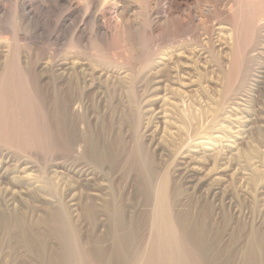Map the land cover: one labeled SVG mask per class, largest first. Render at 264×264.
<instances>
[{"label":"rangeland","instance_id":"374dc122","mask_svg":"<svg viewBox=\"0 0 264 264\" xmlns=\"http://www.w3.org/2000/svg\"><path fill=\"white\" fill-rule=\"evenodd\" d=\"M14 1L1 0L0 66H7L11 74H25L33 95L24 110L18 104L10 105L11 130L9 134L0 131V264H41L43 256L26 243V228L46 236L41 235L46 240L42 243L47 255L59 252L67 242L70 246L78 244L86 252L87 264H97L90 251L102 247L109 253L113 247L102 207L111 190L126 220L140 223L138 232L147 238L151 206L141 193L137 167L130 158L135 140L157 171H169L174 212H187L190 222L194 221L191 225L204 227L211 264H245L255 238L260 241L259 257L264 264V49L260 54L250 52L256 45L264 46V20L257 24L255 9L245 0H151L153 8L157 6L161 15L168 16L162 17L154 34L139 28L132 31L133 35L130 32V42L137 41V56L132 58V52L121 42V22L107 7L112 0H74L80 8L73 23L65 28L57 22L67 3L30 0L38 11L37 23L30 25L15 12ZM129 3L134 9L129 10ZM118 4L126 7L123 21L134 25L141 22L144 16L136 0H119ZM99 15L109 33L107 59L97 58L88 45L102 37L95 26ZM72 37L82 38L87 48H69ZM150 54L162 64L146 68ZM65 58L74 61L75 68L69 67L59 82L56 68ZM242 61L248 67L245 79L241 81L236 73L228 77L233 64ZM113 65L124 73L100 70ZM251 72L257 75L248 83ZM70 82H75L83 104L76 113L66 110L63 118L50 92L55 84ZM244 89L246 96L240 95ZM131 109L140 110L137 131L130 119ZM59 122L66 124L63 129ZM63 138H71L74 149L68 144L65 147ZM89 138L114 148L118 145L121 153L116 163L104 161L103 166L91 160ZM199 138L203 143L194 147ZM23 160L34 165L28 172L29 180L21 169ZM195 160L200 170L190 186L182 178V166ZM106 183L115 189L100 186ZM86 203L96 206V217H89L83 209ZM54 207L62 208L65 214L61 216H66L70 227L64 242L43 222ZM19 219L23 227H19Z\"/></svg>","mask_w":264,"mask_h":264},{"label":"bare ground","instance_id":"6f19581e","mask_svg":"<svg viewBox=\"0 0 264 264\" xmlns=\"http://www.w3.org/2000/svg\"><path fill=\"white\" fill-rule=\"evenodd\" d=\"M13 1V0H11ZM20 0H15V4H13L14 10L15 12H19L21 14L22 19L24 20H28L27 22H29V24L31 25V23L35 22V19H38V15H37V10L33 7V3L34 0H32L33 2H31L30 0H25L23 4H21L19 2ZM43 1V0H42ZM56 1L57 4L59 2H64L67 3V9L66 11L62 12L60 14V17L58 18L59 22H57V24H59V26H61L62 28L66 27V26H70L71 21L73 20L74 16L76 15V12L78 11V9L80 8V5L78 3H75L74 0H52V2ZM100 1V0H99ZM107 1V0H104ZM127 1V0H126ZM129 1V0H128ZM131 1V0H130ZM135 1V0H133ZM137 3H139V7L141 9V15H143V19L141 20V22L136 23V25H134V23L132 22V24L130 23V20H128V22L123 21L122 16H123V12L125 11V5H120L119 0H112L111 3H109L108 9H110V11L114 14V16L116 17V20L118 22H121V42L122 45L124 47H126L130 52H132V58L135 57V51H134V46H136V43L134 41L131 40V43L129 38H131V34L130 32H135L136 29H140L141 32H147V34H154V32L158 31L160 26H159V22L161 21L162 17L164 16L166 18V16H168L167 14H163L161 15V12H159V8L156 6L157 9L153 8L151 6V0H136ZM186 1V0H185ZM253 9H255L256 11V17H255V21L257 22V24H262L263 20H264V12H263V7H264V0H245ZM13 2V3H14ZM123 2V1H122ZM55 3V2H54ZM126 3V2H125ZM128 3V2H127ZM56 4V5H57ZM88 4V3H87ZM104 5V4H103ZM2 4H1V0H0V8H1ZM11 6V5H10ZM35 6V5H34ZM89 7V6H87ZM106 7V6H105ZM129 8V10L134 9V6L132 7L131 3L128 4L127 6ZM127 8V9H128ZM231 8V7H230ZM82 9V8H81ZM101 9V8H100ZM211 9V8H210ZM251 10V8H250ZM261 10V11H260ZM2 11V10H1ZM6 11V10H5ZM102 11V10H101ZM229 11V10H228ZM231 11V10H230ZM229 11V12H230ZM139 12V11H138ZM166 12V11H165ZM171 12V11H170ZM4 13V12H3ZM81 13V12H80ZM103 13V12H102ZM126 13V11H125ZM168 13V12H167ZM232 13V12H231ZM18 14V15H20ZM97 14V13H96ZM95 14V15H96ZM170 14V13H169ZM229 14V13H228ZM17 15V13H16ZM62 15V16H61ZM79 16V15H78ZM140 16V15H139ZM228 16V15H227ZM20 17V18H21ZM82 17V16H81ZM96 17V16H95ZM141 17V18H142ZM97 18V17H96ZM0 26L2 23V19L0 16ZM4 20V19H3ZM23 20V21H24ZM135 20V19H134ZM95 21H97L96 23V27L98 29V32L102 33V37L99 40V42L97 41V43H92V44H88L90 45L91 50L93 51V54L97 57V58H102L104 59V57L106 58V47L107 46V42H108V37H109V33L108 30H106V27L102 21L101 16L99 15L97 19H95ZM94 21V23H95ZM137 21V20H136ZM82 22V21H80ZM92 22V21H91ZM105 22V21H104ZM180 22V21H179ZM37 23V21L35 22ZM73 23V21H72ZM176 25V23H174ZM3 25V24H2ZM33 25V24H32ZM56 25V24H55ZM73 25V24H72ZM91 25V24H90ZM206 25V24H205ZM79 26V24H78ZM181 26V25H180ZM260 26V25H257ZM37 27V26H36ZM1 28V27H0ZM78 28V27H77ZM91 28V27H90ZM142 28V29H141ZM178 28V27H177ZM183 27H181L182 29ZM138 29V30H139ZM166 29V28H165ZM164 29V30H165ZM185 29V27H184ZM4 31V30H2ZM35 31V30H34ZM76 31H78L76 29ZM89 31V30H88ZM179 31V30H178ZM1 32V31H0ZM132 32V35H133ZM137 32V31H136ZM171 32V31H170ZM181 32V31H179ZM214 32V31H213ZM263 32V31H262ZM34 33V32H33ZM92 33V32H91ZM140 33V31L138 32ZM145 33H141L143 35H145ZM183 33V32H182ZM185 33V32H184ZM3 34V33H2ZM76 34V33H75ZM83 34V33H82ZM81 34V35H82ZM130 34V36H129ZM1 35V34H0ZM79 35V34H78ZM99 35V34H98ZM136 35V33H135ZM221 35V34H220ZM59 36V35H58ZM57 36V37H58ZM73 36V35H72ZM76 36V35H75ZM74 36V37H75ZM141 36V35H140ZM72 37L71 41L69 42V48H78V46L80 47H86L87 45H83L82 40L76 39ZM78 38V36H76ZM80 37V36H79ZM82 37V36H81ZM142 37V36H141ZM146 37V35H145ZM61 38V37H60ZM140 38V37H139ZM164 38V37H163ZM264 38V37H263ZM92 39V38H91ZM133 39V38H132ZM148 39V38H147ZM199 39V38H198ZM96 40V39H95ZM144 40V39H143ZM142 40V42H143ZM94 41V40H93ZM87 42V41H86ZM90 42V41H88ZM140 43V42H139ZM144 43V42H143ZM148 43V42H147ZM204 43V42H203ZM222 43V42H221ZM260 44V43H259ZM143 45V44H141ZM145 45V44H144ZM157 45V44H156ZM249 45V44H248ZM262 45V44H261ZM164 46V45H163ZM82 47V48H83ZM87 48V47H86ZM137 48V46H136ZM135 48V49H136ZM143 48V47H142ZM121 49V48H120ZM205 49V48H204ZM264 49V46H259L256 45V47L252 48V50L250 49V52H258L259 54L261 53V51ZM73 50V49H72ZM150 50V49H149ZM202 50V49H201ZM137 51V50H136ZM155 51V50H154ZM153 51V52H154ZM199 51V50H198ZM204 51V50H203ZM148 52V51H147ZM145 52V55H147ZM152 53V51H150ZM92 53V52H91ZM156 53V52H155ZM184 53V52H183ZM245 53V52H244ZM138 54V53H137ZM163 54L166 55V52L164 51ZM182 54V53H181ZM201 54V53H200ZM250 54V53H249ZM255 53H253L254 56ZM72 55V54H71ZM118 55V54H117ZM149 55V54H148ZM235 55V54H234ZM247 55V54H246ZM5 60H7L8 55H5ZM137 56V55H136ZM151 57L148 58H144L145 61L147 60V64H146V68H151L153 66H159L162 63H160L158 60L156 61L155 58L152 57V54H150ZM155 56V55H154ZM176 56V55H175ZM144 57V56H143ZM142 57V58H143ZM146 57V56H145ZM245 57V56H244ZM10 58V57H9ZM138 58V57H137ZM66 59V58H65ZM61 61L60 63L57 64V75L59 77V82H62L64 80L66 70L69 67H74V61L71 62L73 63L72 66H68L71 63L67 62L66 60ZM100 59V60H102ZM107 59V58H106ZM163 59V58H162ZM234 59V58H233ZM237 59V58H236ZM244 59V58H243ZM138 60V59H136ZM248 60V59H247ZM110 61V60H109ZM141 61V59H140ZM236 61V60H235ZM241 61V60H240ZM111 62V61H110ZM139 62V61H138ZM144 62V61H143ZM8 63V62H7ZM109 63V62H108ZM236 65L233 64V68H231L230 70L227 71L228 77L232 74V73H236L237 77L241 78V81H243L245 79V72L247 71L248 67L243 65V61L242 64L235 62ZM245 63V62H244ZM88 64V63H87ZM117 64V63H116ZM8 65V64H7ZM82 65H85L84 62H82ZM90 65V64H89ZM91 66V65H90ZM89 66V67H90ZM5 67V66H4ZM7 67V66H6ZM5 67V68H6ZM10 67V64H9ZM3 67L0 66V131H2L3 133H8L11 130V123H9V117L8 115L11 112L10 108L11 104L12 105H16L18 104L20 106V108L23 107V110L26 107L25 102L27 103L28 99H30V95H33V91L32 88L29 84V81H27V77L24 74L21 73H16L17 75H15V73L11 74L10 70L7 68L5 69ZM11 68V67H10ZM75 68V67H74ZM93 68V66H92ZM124 68V67H123ZM143 68V67H142ZM13 69V67H12ZM144 69V68H143ZM224 69V68H223ZM256 68H252V70H255ZM16 70V69H15ZM101 71H105V72H113V73H124V71H120L121 68L120 66L118 67L117 65H113L111 67H107L104 69L101 68ZM174 70V69H173ZM177 70V69H176ZM179 70V69H178ZM23 71V70H22ZM93 71V70H92ZM91 71V72H92ZM96 71V70H94ZM93 71V72H94ZM99 71V69L97 70ZM127 71V70H126ZM13 72V70H12ZM15 72V71H14ZM19 72V71H17ZM21 72V71H20ZM76 72V71H75ZM173 72V71H172ZM249 72V71H248ZM23 73V72H22ZM176 73V72H175ZM181 74V73H180ZM95 75V74H94ZM233 75V74H232ZM235 75V74H234ZM248 75V74H247ZM255 73H250L247 77L248 79V83H252V81L255 80ZM16 76V78L14 77ZM158 76V75H157ZM145 77V76H144ZM156 77V76H155ZM178 76H175V78H177ZM232 76H230L231 78ZM89 78V77H88ZM180 78V77H179ZM234 78V77H233ZM17 79V80H15ZM97 79V78H96ZM144 79V78H143ZM236 79V78H234ZM30 80V79H29ZM74 80V79H73ZM71 80V81H73ZM237 80V79H236ZM18 81V82H17ZM70 81V80H69ZM158 81V80H156ZM155 81V82H156ZM160 81V80H159ZM235 81V80H234ZM139 82V81H138ZM164 82V81H163ZM186 82V81H184ZM75 83V82H74ZM73 82H70L69 84H59L54 86V88H52L53 90H51L50 95L51 98L53 99V103H55L56 105V111L58 112V114H60L61 116L64 115L66 110H69V113H76V109H78L80 107L81 104H83V102L80 100L79 96H77V90H76V86ZM95 83V82H94ZM154 83V82H153ZM172 83V82H171ZM246 83V82H245ZM180 86H185V83L183 82H179ZM152 86V85H151ZM229 86V84H228ZM28 87V90H26V88ZM44 88V87H43ZM156 88V87H155ZM154 88V90H155ZM35 89V88H34ZM14 90V92L12 91ZM26 91V92H25ZM50 91V90H49ZM134 91V90H133ZM228 91V90H227ZM132 92V91H131ZM149 92V91H148ZM247 90L244 89V92L240 93V95H247ZM14 96H12V94H14ZM32 93V94H31ZM239 94V93H238ZM133 95V94H132ZM12 96V97H11ZM32 98V97H31ZM230 98V97H229ZM234 98V97H233ZM238 98V97H237ZM37 99V98H36ZM138 99V98H137ZM235 99V98H234ZM233 101V100H232ZM33 102V101H32ZM38 102V101H37ZM36 103V102H35ZM233 103V102H232ZM134 104V103H133ZM140 104V103H139ZM16 105V106H18ZM28 105V104H27ZM22 106V107H21ZM136 106V105H134ZM13 107V106H12ZM132 107V106H131ZM142 107V106H141ZM27 108V107H26ZM29 108V107H28ZM134 108V107H133ZM17 110H19V108H16ZM135 109V108H134ZM142 109V108H141ZM27 110V109H26ZM149 110V109H148ZM164 110V109H163ZM20 111H22L20 109ZM17 112V111H15ZM26 112V111H25ZM131 116L130 119L132 120L133 126L135 127V131L136 130V125L140 124L139 122V118H140V110H132L131 109ZM155 113V112H154ZM23 114V113H22ZM143 116V115H142ZM155 115H153L154 117ZM63 117V116H62ZM158 117V116H157ZM21 118V117H19ZM64 118V117H63ZM69 118V117H68ZM151 118V117H150ZM153 119V118H152ZM59 121V120H58ZM60 122H62V119H60ZM59 122V123H60ZM65 122V121H64ZM63 122V123H64ZM139 122V123H138ZM63 123H60L59 126H62V129L64 128ZM150 123V122H149ZM167 123V122H166ZM18 124V123H17ZM144 124V123H143ZM151 124V123H150ZM143 126V125H141ZM133 127V129H134ZM139 127V125L137 126V128ZM82 128V127H81ZM141 128V127H140ZM139 128V129H140ZM149 128V127H148ZM61 129V128H60ZM24 130V129H23ZM66 130V129H65ZM63 131V130H62ZM61 131V132H62ZM13 133V132H12ZM67 133V132H66ZM75 133V132H74ZM137 134V132H135ZM9 134V133H8ZM64 134V133H63ZM66 136V135H65ZM64 136V137H65ZM138 136V135H137ZM73 138V137H72ZM137 138V137H136ZM201 138H199L194 144V147H198L199 144H202L203 141L200 140ZM63 145L66 147V145H70L71 148L74 149L73 147V141L71 142V138H63ZM90 144V154L88 153V156H91V160L95 161V163H100V165H103L104 161L106 163V161H110L112 162L111 164H113L115 161L118 160V153L120 150V148H117L114 146H111L107 143H95V140L92 139H88ZM218 141V140H217ZM142 142V141H141ZM115 143V142H114ZM119 144V143H117ZM115 145V144H114ZM121 145V144H120ZM126 147V146H125ZM69 148V147H68ZM70 148V149H71ZM79 148V147H78ZM63 149V148H62ZM76 149V148H75ZM67 150V149H66ZM72 150V149H71ZM123 150V148H122ZM73 151V150H72ZM84 151V150H83ZM125 151V150H124ZM199 151V150H198ZM123 152V151H122ZM197 152V151H196ZM214 152V151H213ZM121 153V152H120ZM119 153V154H120ZM130 154V153H129ZM127 155V154H126ZM219 154H214L211 157L213 158V156H218ZM188 155H184V157H187ZM14 158V157H13ZM90 158V157H88ZM117 158V160H116ZM130 158L133 159V163L135 164V166L137 167V173H138V178L140 180V190L141 193L144 195L145 200L147 203L150 204L151 206V210L149 211V214L147 216L148 220L146 222H148V226L146 228L149 229V235L147 238L143 237L139 232L138 229L140 225V223H136V222H132V221H128L126 220L125 216H124V209L122 210V207L120 205V203L118 202V198L116 197V193L113 194L111 189H115V187L111 188L109 184H102L100 185L102 188L107 189L109 187V190H111V192L108 194L110 195V197L108 198V201L106 199V201H104L105 204L102 205L105 206L106 210L104 213L105 215H107V219L109 221V233L110 236L113 239V247L110 250L109 253H107L106 251L102 250L100 247L94 250H91V255L94 256V258L96 259V263L97 264H211L209 261V256L208 254H210V245L208 243V239L207 236H205V230L203 226H200L198 224H194L191 225L194 221H192V223L190 222V215L186 212V213H182V214H176L174 212L173 209V202H174V198L175 196H173V194H171V192L169 191V171H162L159 172L155 169L154 164H152V162L150 161L151 159L149 158V156L143 151L139 140H135L134 143V148L132 149V154L130 156ZM197 158V157H196ZM211 158V159H212ZM219 158V157H218ZM128 159V158H126ZM90 160V161H91ZM198 160V159H197ZM192 161L191 163H185V166H182L183 168V172H182V178L184 179V182L188 185L191 186V184H193L197 177H196V173L198 170H200L199 166H196L198 163V161ZM19 161V160H18ZM92 161V162H93ZM129 161V160H128ZM32 162V161H31ZM107 162V163H108ZM121 162V161H120ZM195 162V163H194ZM94 163V162H93ZM103 163V164H102ZM116 163V162H115ZM130 163V161H129ZM181 163V162H180ZM19 164V162H18ZM110 164V165H111ZM132 164V163H131ZM21 165H23V168H21L23 170L24 174H27L29 172L30 169H32L34 167L33 163L27 162L25 160L22 161ZM114 165V164H113ZM95 166V165H94ZM104 166V165H103ZM131 166V165H130ZM111 167V166H110ZM41 169V168H40ZM80 169V168H79ZM82 169V168H81ZM134 169V168H133ZM181 169V168H180ZM19 170V169H18ZM20 170V171H22ZM123 170V168H122ZM166 170V169H165ZM17 171V170H16ZM38 171V170H37ZM84 173L87 172V174L89 175V173L91 171H84ZM21 173V172H20ZM82 173V172H81ZM80 173V174H81ZM92 173V172H91ZM96 173V172H95ZM33 174V173H32ZM180 174V173H179ZM95 175V174H94ZM103 176V175H102ZM25 177H31L30 173H28L27 175H25ZM35 177V176H33ZM37 177V176H36ZM93 177V176H92ZM26 179V180H27ZM32 179V178H31ZM220 179V178H219ZM29 180V179H28ZM90 180V179H89ZM110 183V182H109ZM215 183V182H214ZM213 183V184H214ZM49 184V183H48ZM47 184V185H48ZM219 184V183H217ZM116 185V184H115ZM187 185V186H188ZM55 186V185H54ZM37 187V186H36ZM52 187V186H51ZM215 187V186H214ZM217 187V186H216ZM54 189V188H53ZM215 189V188H214ZM100 191V190H98ZM115 191V190H113ZM107 192V191H106ZM49 195V194H48ZM74 195V194H73ZM72 195V196H73ZM76 195V194H75ZM93 196H96V194H93ZM107 196V195H106ZM143 197V198H144ZM101 198V197H99ZM106 198V197H105ZM72 199V198H71ZM98 199V198H97ZM91 200V199H90ZM89 200V201H90ZM94 200V199H93ZM75 201V200H73ZM92 201V200H91ZM90 201V202H91ZM97 201V200H96ZM100 202V201H99ZM63 203V202H62ZM68 203V202H67ZM94 204V201L92 202ZM96 203V202H95ZM74 204V203H73ZM88 204V203H86ZM91 203H89L88 205H86V212L88 213L89 217H94V212H97L98 209H95V205H93ZM97 204V203H96ZM101 204V203H100ZM72 205V204H71ZM99 205V204H98ZM58 206V205H57ZM100 208V205L98 206ZM97 207V208H98ZM76 208V207H75ZM102 209V208H101ZM52 211H50L47 215V217L44 219V223H46V225H48L51 229H53L52 231L55 232V234L57 235V239H60V242H64L65 238L67 239L68 237V221L65 220V217H62V213L64 212L62 210V208H58V207H54L51 209ZM66 210V209H65ZM96 210V211H95ZM103 210V211H104ZM63 211V212H62ZM101 212V211H100ZM65 213H63L64 215ZM67 215V214H66ZM96 217V216H95ZM192 218V217H191ZM68 219V218H67ZM92 219V218H91ZM95 219V218H94ZM144 220V219H143ZM146 220V219H145ZM67 221V222H66ZM142 221V220H141ZM145 222V225H147ZM17 223L19 225V227H23L22 221L19 219L17 220ZM22 225V226H21ZM48 226H45L48 228ZM143 226V225H142ZM48 228V229H50ZM70 228V227H69ZM145 228V229H146ZM51 229L49 231H51ZM25 230V227L24 229ZM27 232H24V234H26L25 240L24 241L27 243V245H29L28 247L32 248L34 247L35 250L38 252V254L42 258V262H40L41 264H87L85 261V257L84 255V251L79 248L77 245H73L70 246L66 243L63 244L62 249H60V251L58 252H51L48 255L46 254V249L45 243H42L44 241H46L45 239V235H42V233L39 234V232H35L34 230H28L26 228ZM52 233V232H51ZM44 234V233H43ZM53 235L54 237L56 235ZM70 234V233H69ZM44 236V238L42 236ZM208 235V234H207ZM23 237V238H24ZM70 238V237H69ZM44 240V241H43ZM25 243V244H26ZM62 244V243H61ZM260 241L259 239L255 238L254 240H252L251 242V247L249 252L246 254L248 256V262H246L245 264H261V260H260V247H259ZM44 245V246H43ZM61 246V245H60ZM45 248V250H44ZM61 248V247H60ZM33 249V248H32ZM31 250V249H30ZM41 252V253H39ZM89 252V253H90ZM36 253V252H35ZM39 257V256H38ZM39 261V260H38ZM95 261V260H94ZM38 263V262H37ZM94 263V262H93ZM213 264V263H212Z\"/></svg>","mask_w":264,"mask_h":264}]
</instances>
